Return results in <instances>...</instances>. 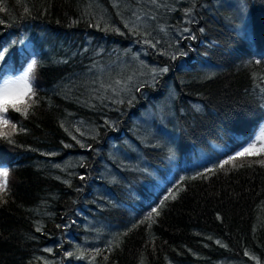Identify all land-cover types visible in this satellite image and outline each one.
Segmentation results:
<instances>
[{
  "label": "trees",
  "instance_id": "obj_1",
  "mask_svg": "<svg viewBox=\"0 0 264 264\" xmlns=\"http://www.w3.org/2000/svg\"><path fill=\"white\" fill-rule=\"evenodd\" d=\"M191 2L0 0V76L38 64L0 139V264H264V156L225 163L264 121V12Z\"/></svg>",
  "mask_w": 264,
  "mask_h": 264
},
{
  "label": "snow or ice",
  "instance_id": "obj_2",
  "mask_svg": "<svg viewBox=\"0 0 264 264\" xmlns=\"http://www.w3.org/2000/svg\"><path fill=\"white\" fill-rule=\"evenodd\" d=\"M6 51V49H0V60H3ZM37 67V61L33 59L20 74L0 76V139L7 140L8 143H15L14 135L18 131H24V126L21 123L20 128L17 129L16 124L11 123L6 114L12 109L27 118L37 104L36 92L33 88ZM162 71L166 72L167 69H162ZM245 156H264V126L261 127L260 133L255 137L254 142L243 147L241 151H238L235 156L230 157L225 163H229L237 157ZM260 163L264 164V160H261ZM0 176L5 177L6 186L8 171L2 162H0ZM153 211L159 215L156 209H153Z\"/></svg>",
  "mask_w": 264,
  "mask_h": 264
},
{
  "label": "bare ground",
  "instance_id": "obj_3",
  "mask_svg": "<svg viewBox=\"0 0 264 264\" xmlns=\"http://www.w3.org/2000/svg\"><path fill=\"white\" fill-rule=\"evenodd\" d=\"M264 2V0H263ZM195 7L197 8H203L202 10H205L206 8L208 10H211L213 8H220L221 10H224L228 13L229 17L231 18V20L234 22L233 24L236 25V28L243 30L246 28H252L250 26H246L245 24L246 21L245 18H249V13H246L247 9H251L252 12H256V13H263L264 9L262 7H250L249 3L247 2V0H192L191 2ZM210 5V6H209ZM247 14V17H246ZM229 18L226 19L225 23L228 24V26H230L232 24ZM260 20L263 22L262 25H264V19L262 20L260 18ZM146 66L149 69H154L157 67H160L159 65V61L155 60V61H146ZM139 66V64H138ZM132 67V68H131ZM130 68L135 71L136 67L134 65H132L131 63H129L127 60L125 59H118L116 61H112L110 64V69L113 73H125L126 71L130 70ZM199 70H202L203 72H205L206 70L204 69L203 65L201 64V67L199 68ZM132 71V72H133ZM202 76H205L204 74L201 73ZM175 90V87L173 85H170L168 87V91L170 90ZM144 112H147V110H145ZM139 122V118H137L135 120V123L138 125ZM124 146H119L117 144H114L111 146V149L109 148V154H113L114 157H117L116 155L119 156V151L115 149H123ZM129 154V150L126 149L125 154L122 156H127Z\"/></svg>",
  "mask_w": 264,
  "mask_h": 264
},
{
  "label": "rangeland",
  "instance_id": "obj_4",
  "mask_svg": "<svg viewBox=\"0 0 264 264\" xmlns=\"http://www.w3.org/2000/svg\"><path fill=\"white\" fill-rule=\"evenodd\" d=\"M33 59H35V58L33 57V58H31V59H28V61H27L23 66H21V67L18 68V69H13V68H11V70H8V72H6L5 74H2L1 76H4V75L20 74L23 70L26 69L27 65H28V64L31 62V60H33ZM35 60H36V59H35ZM100 77H101V78H102V77L106 78L105 76H102V74L100 75ZM102 79H103V78H102ZM33 87H34V85H33ZM173 90H174V89H173ZM173 90H171V91L169 92V96H168V98L165 100V101H166V102H165V106H168V108H169L170 105H171V101H172L171 96L174 94V93H173ZM165 106H160V107H159V111H157L156 113L151 112V117H158V116H160V117H161V116H162V117H166V116H167V111H166V109H164ZM151 125H152V122H149L148 125H147V128H148V130H149L150 132L153 131ZM262 126H264V121H263L261 124H259V126H258L257 129L255 130V132H253L251 138H250L248 141H246V143H245L243 146H241L240 148H238L237 152H238V151H241L242 148H243V147H246L249 143L255 141V137L259 135V133H260V129H261ZM3 165H4V164H3ZM5 166H6V165H5ZM6 167H7V166H6ZM7 171H8V170H7ZM6 180H7V178H6ZM2 184H5V177L0 176V186H1Z\"/></svg>",
  "mask_w": 264,
  "mask_h": 264
}]
</instances>
